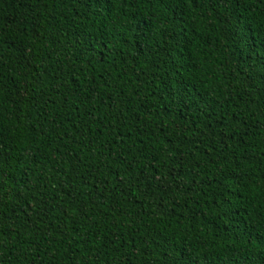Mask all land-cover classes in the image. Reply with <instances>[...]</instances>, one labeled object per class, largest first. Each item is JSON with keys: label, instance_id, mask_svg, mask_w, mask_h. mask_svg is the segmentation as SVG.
Segmentation results:
<instances>
[{"label": "trees", "instance_id": "16d2710c", "mask_svg": "<svg viewBox=\"0 0 264 264\" xmlns=\"http://www.w3.org/2000/svg\"><path fill=\"white\" fill-rule=\"evenodd\" d=\"M0 264H264V0H0Z\"/></svg>", "mask_w": 264, "mask_h": 264}]
</instances>
